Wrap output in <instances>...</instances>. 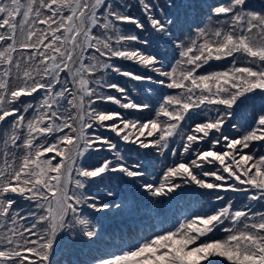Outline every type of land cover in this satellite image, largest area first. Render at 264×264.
Wrapping results in <instances>:
<instances>
[{
	"label": "snow or ice",
	"instance_id": "6c2138e0",
	"mask_svg": "<svg viewBox=\"0 0 264 264\" xmlns=\"http://www.w3.org/2000/svg\"><path fill=\"white\" fill-rule=\"evenodd\" d=\"M0 264H264V0H0Z\"/></svg>",
	"mask_w": 264,
	"mask_h": 264
},
{
	"label": "trees",
	"instance_id": "16d2710c",
	"mask_svg": "<svg viewBox=\"0 0 264 264\" xmlns=\"http://www.w3.org/2000/svg\"><path fill=\"white\" fill-rule=\"evenodd\" d=\"M259 2H260V0H253V3L256 4V6H259ZM126 66L127 67H134L132 65H126ZM122 82H123V80H122ZM131 86H134V85L130 84V87ZM136 94H139V93H136ZM250 111L251 110L249 109L247 111L242 112L241 118H240L241 124L246 122V120L250 116ZM123 190L125 193L130 194V190L127 186H123ZM190 202H193L195 204L194 208L189 207ZM144 203L146 204L147 202L145 201ZM208 204L209 203H208L207 198L197 199L195 197L182 199L173 205L164 204L159 209L158 212H153L150 214L152 217L151 223H157L158 221L156 219L161 218V220H159V221H165L166 225H167L169 223L174 222V217L178 214V210H182V209L187 207V208H190V209L195 210V211H202V210H206L208 208V206H207ZM145 222L149 223L147 219ZM105 224L107 227H111V225L108 221H105ZM149 230L150 229H146V231H149ZM157 230H159V229L157 228ZM219 235H221V234H218V236ZM130 238H133V237H130Z\"/></svg>",
	"mask_w": 264,
	"mask_h": 264
},
{
	"label": "rangeland",
	"instance_id": "374dc122",
	"mask_svg": "<svg viewBox=\"0 0 264 264\" xmlns=\"http://www.w3.org/2000/svg\"><path fill=\"white\" fill-rule=\"evenodd\" d=\"M194 206H195V204L193 203V202H190L189 203V207H192V208H194ZM208 207H209V204L207 205ZM158 222L157 223H159V220H161V218H159V219H156ZM149 222V221H148Z\"/></svg>",
	"mask_w": 264,
	"mask_h": 264
}]
</instances>
